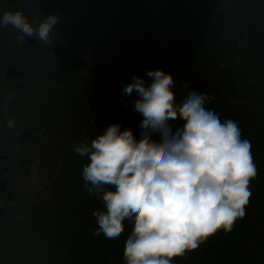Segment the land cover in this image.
<instances>
[{"label": "trees", "instance_id": "trees-1", "mask_svg": "<svg viewBox=\"0 0 264 264\" xmlns=\"http://www.w3.org/2000/svg\"><path fill=\"white\" fill-rule=\"evenodd\" d=\"M112 1L119 61L135 60L146 83L151 82L149 70L171 73L177 103L193 90L211 96L205 107L221 122L238 123L241 139L251 142L257 168L244 218L171 264H264V0H142L137 23L132 11ZM114 4L120 5L118 11ZM163 9L167 16L155 15ZM106 117L68 119L43 134L34 131L31 138L43 142L38 154L34 150L29 157L35 165L40 158L43 171L36 188L20 185L16 191L21 196L11 190L20 197L17 207L6 204L0 210V264H126L125 242L134 224L126 219L116 239L93 234L98 225L92 213L106 212V207L84 189L82 169L90 161L74 151L108 125L128 128L114 104ZM172 123L182 127L184 122Z\"/></svg>", "mask_w": 264, "mask_h": 264}, {"label": "clouds", "instance_id": "clouds-1", "mask_svg": "<svg viewBox=\"0 0 264 264\" xmlns=\"http://www.w3.org/2000/svg\"><path fill=\"white\" fill-rule=\"evenodd\" d=\"M58 20V15H49L34 27L16 11L5 12L0 24L18 29L20 40L38 37L47 44ZM147 75L150 83L134 75L122 90L125 96L137 95L132 111L142 116L139 139L132 128L122 131L114 123L74 151L90 161L82 169L84 189L106 207V212L92 213L98 225L93 234L116 239L124 231L123 222L131 220L126 264H171L218 230L230 232L244 218L257 168L251 142L241 139L237 122H221L205 107L207 94L189 91L177 103L171 73L156 69ZM178 118L182 127L172 123Z\"/></svg>", "mask_w": 264, "mask_h": 264}, {"label": "flooded vegetation", "instance_id": "flooded-vegetation-1", "mask_svg": "<svg viewBox=\"0 0 264 264\" xmlns=\"http://www.w3.org/2000/svg\"><path fill=\"white\" fill-rule=\"evenodd\" d=\"M108 3L113 1L0 0V17L5 12L21 11L34 27L49 15L59 16L47 44L38 37L20 40L23 34L18 29L0 24L1 146L5 143L3 135L15 144L21 132L33 134L37 130L43 134L53 122L60 126L68 119L86 120L97 114L106 119L112 104L116 106L112 84L129 80L127 76L132 74L125 72L124 62L119 61L120 49L114 41L119 35L112 31L111 9L105 6ZM9 121H14L11 128ZM6 186L11 191L7 182Z\"/></svg>", "mask_w": 264, "mask_h": 264}, {"label": "rangeland", "instance_id": "rangeland-1", "mask_svg": "<svg viewBox=\"0 0 264 264\" xmlns=\"http://www.w3.org/2000/svg\"><path fill=\"white\" fill-rule=\"evenodd\" d=\"M238 1V0H236ZM119 3H121V6L127 7L126 11H132L133 14V21L137 23L138 20L137 14L139 13L141 9V2L139 0H118ZM136 3L140 5V7L136 8ZM135 6V8L133 7ZM107 8H110V3L105 4ZM114 7H117V11L120 9V5L114 4ZM114 9L112 12H115ZM165 12V13H164ZM157 15L167 16L168 12H166L165 9L162 11L160 10ZM171 17V15L169 16ZM124 64V71H129L130 73L134 71V73H131L132 75H142L144 73L141 66L137 65V62L135 60H130ZM114 67H112L113 69ZM114 71V69H113ZM112 72V71H111ZM121 79V71H118L116 74ZM142 77V76H141ZM149 79V78H148ZM150 80V79H149ZM0 121L4 122V120L0 119ZM1 124V123H0ZM1 133V131H0ZM18 134V133H17ZM16 134V136H17ZM21 134V133H20ZM18 134V137L20 136ZM5 140L4 146L0 145V179H4L9 187V190H13L17 195L21 196L22 194L16 191L20 187V185L28 186V187H34L35 188L39 184V178L41 177L43 168L39 165L41 163L40 158L36 161L37 165L34 164V162L30 159L31 156L30 152L36 150V153L38 154V149L41 148L43 140H39V138L32 139L30 137L29 140H25L23 145L20 147V145H17L16 142L9 141L8 137L2 136ZM2 144V143H1ZM13 144V146H12ZM21 149V150H20ZM4 153H8L9 156L4 158ZM24 160V161H23ZM23 161V162H22ZM28 163H27V162ZM9 166L8 168H4V166ZM35 165V166H34ZM42 170V171H41ZM29 173V174H28ZM28 176H25L27 175ZM11 188V189H10ZM8 190L5 191V194H7ZM0 206L3 205H12L14 207H17L20 204V197H15L12 195L10 197V200H5L4 194H0ZM15 204V205H13ZM17 205V206H16ZM6 217H2V220L5 221Z\"/></svg>", "mask_w": 264, "mask_h": 264}, {"label": "water", "instance_id": "water-1", "mask_svg": "<svg viewBox=\"0 0 264 264\" xmlns=\"http://www.w3.org/2000/svg\"><path fill=\"white\" fill-rule=\"evenodd\" d=\"M131 82L128 81H119L112 84V90H113V99L115 101V104L119 108V111L121 112L126 124L128 125V128H132L134 131V136L139 139V128L138 124L140 120L142 119V116L139 114H136L132 111V102L137 99V95L135 92L128 97L123 94V87ZM29 135L28 132L21 133L18 137V142L21 143V141ZM5 190V180L0 179V194ZM10 196V193L8 194Z\"/></svg>", "mask_w": 264, "mask_h": 264}]
</instances>
